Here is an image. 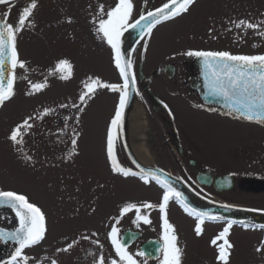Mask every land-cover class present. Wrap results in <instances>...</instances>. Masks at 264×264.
<instances>
[{
  "label": "rangeland",
  "instance_id": "374dc122",
  "mask_svg": "<svg viewBox=\"0 0 264 264\" xmlns=\"http://www.w3.org/2000/svg\"><path fill=\"white\" fill-rule=\"evenodd\" d=\"M55 1L57 3L54 8L57 10L65 7V3L70 5L72 22L66 37L51 35L53 27L50 21L56 19L48 17L47 1L44 2L41 11L43 19L35 24L34 18H31L33 25L35 24L33 31L30 30L31 27H27L17 36L19 57L26 62L27 69H18L16 95L0 107V189H11L25 194L29 202L36 204L44 212L48 231L38 251L63 258L78 250L75 255L79 251L82 252L84 263L92 264L93 257L89 253L98 255L100 249L92 244L91 240H98L103 244L106 260L116 258L107 238L111 227L115 226L118 234L122 233L127 225L129 228L135 226L144 230V225L151 224L147 228L149 235L158 229L155 225L157 220L160 223L158 216L161 213L157 211L162 193L158 196L157 189L139 186L137 181L119 177L109 169L104 157L106 129L109 128L108 125L115 115L118 98L112 95L111 90L104 88L97 89L98 92H102H99V96L91 104L87 102L89 98H86V102L81 105L79 96L84 91V82L89 77H98L105 83L118 82L113 65V52L110 46L97 36L96 31L93 34L95 30L93 16L88 10L92 0ZM108 2V0H96L98 11L101 6L106 11ZM11 13L8 22L15 24L18 10L15 8ZM60 14L64 16L63 12ZM83 18L84 27H80V20ZM244 18L253 22L264 20V0H203L195 4L187 16L173 25L157 30L152 35L150 39L156 42V45L153 46V50L151 49L149 57L151 61L154 60V66L151 65L148 72L155 67L164 66V59H167V62L169 58L177 63L181 60L188 61L190 57L188 58L185 53L194 48L226 50L233 54H264V40L256 36L252 30L248 31L242 41L236 38L237 30H226L231 27L230 20ZM59 22L58 29L61 30L63 24L61 20ZM175 49H182V54L175 57L168 55L170 50L174 52ZM163 52H166L167 56L164 57ZM60 59H67L72 65L71 76L67 80L60 79L59 75L50 74ZM25 76L27 79H24ZM178 76L179 79L176 80H184V66L179 68ZM45 80L48 83L47 88L32 96L25 95L29 89V81L43 83ZM183 88L187 90L186 87ZM73 104L83 110L78 111L77 108L71 107ZM60 105H68V107L62 108ZM184 107L189 109L188 106ZM44 108L55 111L43 119L30 121L33 123V128L24 137L23 149L24 155L30 156L31 159L26 160L8 139L10 130L26 116H35ZM188 111L189 114L185 112V116L179 118L181 121L183 119L182 124L178 122L175 128L188 126L190 130H195V137L200 140L202 137L196 135L197 133L207 135L206 131H202L208 127L206 115L195 112L191 115L190 110ZM148 113L151 117L153 115L156 128L163 130L164 126L159 119L162 112L156 115L150 110ZM65 117L69 118L67 127H65ZM76 117L79 118L78 122ZM209 118L218 119L216 116ZM139 124L140 121L133 118V136L141 137L147 144L149 136L144 134L146 128L140 127ZM221 125L214 127L212 132L209 131L207 141L200 140V144L202 142L205 144L207 155L204 154V159L197 156L196 160L199 162V169H208L217 175L234 176L236 187L231 193H217L209 188L199 191L213 193L217 199L227 203L263 208L264 191L254 189L257 187V182L251 178L264 179L257 174L264 169V158H261L264 155L261 151H264V131L257 127L258 125L249 126L230 121ZM72 129L79 134L77 154L71 159H66V153L72 149ZM185 133L184 131L186 144L190 151L196 153L201 149V145L197 144L199 140L192 137V141ZM235 143L237 146L233 148ZM221 157L228 159V162L219 163ZM212 162L217 168L210 166ZM122 165L126 166L124 163ZM196 178L188 183L198 189L200 187L196 184ZM257 184L259 185V182ZM143 202L157 205L146 213L142 209V213L149 216L150 224H144L142 221L134 223L136 219L134 211L121 216L120 210L126 203H136L139 206ZM173 205L174 200L167 208L169 216L177 215ZM175 225L178 230L184 229L183 232H186V227L189 228V225L186 223L185 227V222L180 219L175 221ZM208 227L200 236L185 235L187 245L180 242L183 236L177 232L178 246L183 250L181 264H218L212 258L214 249L211 241L218 235L220 228L211 225ZM82 233L89 235L90 240L81 241L69 253H56V249L64 247L66 241L79 239ZM92 233L96 235L92 236ZM263 233L246 232L235 228L230 236V242L234 245L230 264H264V252L256 251L260 245L264 247L261 244ZM187 248L189 250L184 255ZM129 253L134 257L136 250H129ZM26 254L30 256V252ZM216 254L215 251V256ZM76 257L70 258V264L82 260Z\"/></svg>",
  "mask_w": 264,
  "mask_h": 264
},
{
  "label": "snow or ice",
  "instance_id": "6c2138e0",
  "mask_svg": "<svg viewBox=\"0 0 264 264\" xmlns=\"http://www.w3.org/2000/svg\"><path fill=\"white\" fill-rule=\"evenodd\" d=\"M196 0H167L161 6L154 10L140 13L139 17L132 20L135 5L133 0H117L114 6L107 11L101 6L97 15L93 18L97 36L110 46L114 53L115 67L119 70L122 78V84L105 83L100 78L89 77L84 82V91L79 96L80 104L86 102V98H91L97 92V89H109L112 92L119 93V102L115 110V115L111 119L107 134V158L110 162L111 171L114 174L123 177H138L144 184L154 181L162 189L161 202L158 205L162 220V264H181L183 250L178 246V238L175 226L169 222L167 208L169 202L174 200L183 210L196 220L195 234L200 236L203 232V225L206 221L225 219L221 216H215L212 213L193 207L183 192L178 191L171 180L162 178L159 170H145L140 165H136L139 171H133L132 168L124 167L116 155V141L119 138V131L123 125L124 110L129 102L130 94L135 89L136 76L132 71L133 63L131 59H126L121 51V37L125 31L133 30L139 33L143 38L150 35L152 30L159 24L171 21L181 15L190 12L191 7ZM0 5L7 6V10L0 16V107L6 102L12 100L15 95V69H27L26 62L19 59L17 50V36L25 28L34 26L31 18L38 7V0H29L27 6H23L18 13L17 22L9 23L7 18L11 14V8L14 6L11 0H0ZM131 21V22H130ZM69 18L68 23H71ZM231 27L227 31L237 30V40H244L249 30L264 40V20L253 22L246 18L230 20ZM212 31L211 29L209 30ZM189 57L200 59L203 87L206 90L205 95L212 100L222 102L228 114H238L239 117L248 121H255L264 124V54L246 55L233 54L226 50H190L185 53ZM72 65L67 59H60L55 65L53 75H59L60 79L67 80L71 76ZM24 79H27L25 76ZM29 89L25 92L26 96H32L43 91L48 87L47 80L43 83L29 81ZM65 108L68 105H60ZM71 107L78 111L83 109L76 104ZM214 110V109H213ZM54 109L44 108L42 112L35 116L28 115L20 123L11 128L8 139L16 147V150L24 155V137L33 128L36 119H43L54 112ZM65 117V127L67 120ZM78 117L76 120L78 122ZM116 133L114 135V131ZM64 131L63 129L61 130ZM78 133L72 129L71 145L72 149L66 153L65 158L71 159L76 155ZM26 160L31 157L24 155ZM10 208L17 220V226L12 231L0 229V240L14 241L18 246L11 254L10 259L5 264H59V260L48 257L36 258L30 257L25 250L39 246L47 235V222L44 212L36 204L29 202L28 197L23 193H17L12 190H0V208ZM157 205L150 202H143L139 206L136 203H126L120 210L121 216L134 211L136 219L134 223L142 221L144 224H150L151 221L146 213L147 210L156 208ZM231 207V206H223ZM118 222V221H117ZM234 220H227L226 226L218 235L212 239L211 244L217 248V260L220 264H230L231 251L234 245L229 240L230 229ZM243 223V222H240ZM248 227V225H243ZM95 236L96 233H92ZM107 238L110 241L116 258L106 260L103 254V244L98 240H91L100 253H89L92 255V264H137L136 259L127 250V245L123 239L118 236V229L113 226L108 232ZM90 236L81 234L79 239L66 241L64 247L56 249V253H69L81 241H89ZM258 253L264 252V247H257ZM144 255V253H140Z\"/></svg>",
  "mask_w": 264,
  "mask_h": 264
},
{
  "label": "flooded vegetation",
  "instance_id": "af4514ba",
  "mask_svg": "<svg viewBox=\"0 0 264 264\" xmlns=\"http://www.w3.org/2000/svg\"><path fill=\"white\" fill-rule=\"evenodd\" d=\"M25 0H18L16 3L21 4ZM41 1L43 0H38V7L41 6ZM134 5H135V10L133 13L132 18H138L140 13L154 10L156 7L161 6L163 3L166 2V0H133ZM57 1L55 0H47V8L49 9V13H51V18L56 19L54 21H50V25L52 24L51 27H53V31L51 32V35H62L63 37H66L69 34V25L68 20L70 18V5H66L65 7L61 8L64 16H63V29H58V26L60 24L59 22V12L60 9L57 10L54 8L56 5ZM68 3V2H67ZM5 6H0V8H3ZM84 25V24H83ZM82 24L79 26L82 27ZM95 33V30H94ZM135 56V55H134ZM170 62V61H169ZM133 66L134 69L136 68L135 65V59L133 57ZM170 64V63H169ZM166 64L161 67H155L153 68L149 73L152 74L153 72H157L155 78H152L143 75L141 77L138 75V80H137V89H138V96L139 100L141 103V106L145 112V118H146V134L148 137L147 139V146L145 149V155L146 158L149 159V162L152 163L154 166L159 167L161 169L170 171V169L176 170V173L180 175L185 181H190L194 180L198 175H200L203 172L209 171L208 169H199L198 164L199 162L195 159H197V156H200L201 158L204 159V154L207 155V152L205 151V142L204 135L203 134H198L196 131V135L201 136L203 139H200L202 144H200V140L195 137V130H190L187 128H174V125L177 121L178 116H185V112L188 114V110L190 109H204L199 107H193L186 109L182 112V109H184L183 100H187V98H183L181 96V92L183 87L185 86L187 90L189 89V81L188 77H190V74L193 73L194 67L192 65H186V69L188 72V75L186 76L187 79L183 81H178L175 80V78L179 77L178 76V65L175 63L174 66V75L172 77H169L167 75V70H166ZM140 67V66H139ZM139 67L137 68V72H139ZM143 72V70H142ZM147 73V71H146ZM166 77H169L170 80L168 81H158L159 79H166ZM189 94H193L190 90ZM193 99H198L195 95L193 96ZM165 100L166 102H164ZM200 102V101H199ZM162 103H164L166 106H163ZM195 103V102H194ZM201 103V102H200ZM202 104V103H201ZM188 105V104H187ZM183 107V108H182ZM177 109L180 112H175ZM152 112L156 115H159L160 112H162V116L159 118L160 123L163 124L164 129L160 130L159 127L156 128V122L153 123V115L152 117L148 112ZM172 113H174V116H172ZM179 122L182 121L179 120ZM223 124V123H222ZM173 126V128H172ZM186 132L188 138L192 137L196 140H199L197 144L199 143L201 145V149L197 151L196 153L193 151H190L188 145L186 144V138L183 134V132ZM193 141V140H192ZM201 159L202 161H204ZM220 161L219 163L226 164L228 162V159L226 158H219ZM195 161L194 165H191L190 162ZM212 161V160H211ZM214 162V161H213ZM210 164L211 167H215L214 164ZM227 166V165H226ZM217 168V167H215ZM211 172V171H209ZM193 174V178H192ZM212 176H216L214 171L210 173ZM219 175V174H218ZM213 176V178H214ZM196 184L197 183V178H196ZM259 185L256 183L258 189H264V185ZM205 187H200L199 189H196L197 192L202 195L205 198L208 199H213L214 194L211 193L209 194L208 192H200L199 190L204 189ZM213 192H215L214 187H210ZM4 211H0V216H3L0 218V227L3 228H8V229H14L17 224L12 225V226H6L4 225L5 222L8 220V214L3 213ZM9 219L13 222V218L9 217ZM18 245L16 244H11V243H3L2 240H0V262H3L6 260V256H10L11 254L15 251V248ZM3 264V263H2Z\"/></svg>",
  "mask_w": 264,
  "mask_h": 264
},
{
  "label": "water",
  "instance_id": "95a60500",
  "mask_svg": "<svg viewBox=\"0 0 264 264\" xmlns=\"http://www.w3.org/2000/svg\"><path fill=\"white\" fill-rule=\"evenodd\" d=\"M135 34H138V32L131 31L129 33V36H128V34L126 35V36H128V37H126L127 40L125 41L126 42V48H129V44H130V46H132L135 43V41H136ZM202 78H203V76H202ZM202 98L205 100L206 103L215 104V105H218V106L223 107L222 102L217 101V100L209 99L205 95V93L202 95ZM128 113H129V111H127V114H126V122H123V125H122V128H121L123 135H124V133H127V128H128V122H127ZM162 178H165V177L162 176ZM169 180H171L172 183H173V186L178 191L183 192L185 196L188 195V194H191V192L185 186H183L180 182H178L176 180H173V179H169ZM188 202L191 203L192 206L197 207V208H203V209H208L209 208V206L207 204H205V203L202 204L201 203L202 201H197L192 195H190L188 197ZM222 212H223L222 215L224 217H226V218L236 219V220H240V221H251V222H254V223H257V224L264 225V216H262V215L250 216V215H247V214H244V213L241 214V213L230 212L229 210H224V211L222 210ZM224 212H225V214H224ZM131 238H133L135 240L136 239V236H130V235H128L126 237L127 240H129Z\"/></svg>",
  "mask_w": 264,
  "mask_h": 264
},
{
  "label": "bare ground",
  "instance_id": "6f19581e",
  "mask_svg": "<svg viewBox=\"0 0 264 264\" xmlns=\"http://www.w3.org/2000/svg\"><path fill=\"white\" fill-rule=\"evenodd\" d=\"M137 155H138V151H137ZM139 157H140V160L142 161V162H144L143 164H145V165H150L147 161H146V159L143 157V154L142 153H140V155H138Z\"/></svg>",
  "mask_w": 264,
  "mask_h": 264
}]
</instances>
